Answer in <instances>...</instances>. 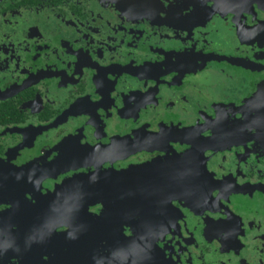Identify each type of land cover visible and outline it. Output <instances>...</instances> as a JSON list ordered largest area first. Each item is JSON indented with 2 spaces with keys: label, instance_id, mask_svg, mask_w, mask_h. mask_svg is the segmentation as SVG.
Masks as SVG:
<instances>
[{
  "label": "flooded vegetation",
  "instance_id": "1",
  "mask_svg": "<svg viewBox=\"0 0 264 264\" xmlns=\"http://www.w3.org/2000/svg\"><path fill=\"white\" fill-rule=\"evenodd\" d=\"M263 84L264 0H0V186L28 170L4 224L72 198L68 233L110 207L99 179L151 167L171 196L87 230L99 264H264Z\"/></svg>",
  "mask_w": 264,
  "mask_h": 264
},
{
  "label": "water",
  "instance_id": "2",
  "mask_svg": "<svg viewBox=\"0 0 264 264\" xmlns=\"http://www.w3.org/2000/svg\"><path fill=\"white\" fill-rule=\"evenodd\" d=\"M248 105L253 110L254 123L262 127L264 135V84L250 98ZM26 174H28L26 168L13 170L9 175L11 183L3 185L4 188L7 187V193L0 197H11L12 194L18 196L22 189L20 181L25 179ZM103 177L107 179L101 178L99 181L103 180L105 185L103 187L101 185L99 190L96 189L97 191L87 196L110 205L104 217L98 219L89 217L82 226L79 221V224H73L68 233L54 234L57 223L52 224V218L54 221L56 217L57 221L76 220L77 217L71 213L78 212L74 211L79 210L75 208H83L75 206L72 198L57 201L56 209L52 208L51 197L42 198L36 208H25L22 203H18L14 210L16 216L8 222L12 224L13 220L14 222L18 220L19 223L22 221L20 225L6 226L3 221L6 214L0 213V264H99L95 256L87 252L83 241H80L87 230L94 233L99 231L102 235L110 230L116 231L118 220L127 218L134 212L146 213L156 203H163L171 196L161 191L166 187L164 181L169 177L165 179L151 167H143L128 176ZM3 187L0 186V189H4ZM63 191L65 189L57 193ZM60 196L55 195L56 198ZM20 215L28 217L31 221L20 219ZM86 216L82 210V218L79 216L78 219L84 220ZM139 229L143 230L144 226L139 224ZM137 246L142 248L147 246V243L137 241Z\"/></svg>",
  "mask_w": 264,
  "mask_h": 264
},
{
  "label": "rangeland",
  "instance_id": "3",
  "mask_svg": "<svg viewBox=\"0 0 264 264\" xmlns=\"http://www.w3.org/2000/svg\"><path fill=\"white\" fill-rule=\"evenodd\" d=\"M14 262V261H13Z\"/></svg>",
  "mask_w": 264,
  "mask_h": 264
}]
</instances>
